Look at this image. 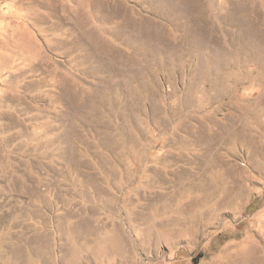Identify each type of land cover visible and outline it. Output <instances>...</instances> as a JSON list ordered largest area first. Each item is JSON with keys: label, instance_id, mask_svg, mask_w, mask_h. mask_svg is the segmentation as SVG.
I'll return each instance as SVG.
<instances>
[{"label": "rangeland", "instance_id": "1", "mask_svg": "<svg viewBox=\"0 0 264 264\" xmlns=\"http://www.w3.org/2000/svg\"><path fill=\"white\" fill-rule=\"evenodd\" d=\"M0 264H264V0H0Z\"/></svg>", "mask_w": 264, "mask_h": 264}]
</instances>
